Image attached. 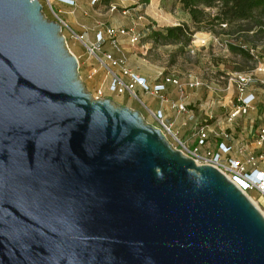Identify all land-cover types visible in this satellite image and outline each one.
Listing matches in <instances>:
<instances>
[{
  "label": "water",
  "instance_id": "obj_1",
  "mask_svg": "<svg viewBox=\"0 0 264 264\" xmlns=\"http://www.w3.org/2000/svg\"><path fill=\"white\" fill-rule=\"evenodd\" d=\"M0 264H264V215L96 99L40 0H0Z\"/></svg>",
  "mask_w": 264,
  "mask_h": 264
},
{
  "label": "rangeland",
  "instance_id": "obj_2",
  "mask_svg": "<svg viewBox=\"0 0 264 264\" xmlns=\"http://www.w3.org/2000/svg\"><path fill=\"white\" fill-rule=\"evenodd\" d=\"M153 1L154 6L149 7L144 14V24L154 26L156 24L154 11L160 10L163 17L167 18L168 24L161 21V23H159V28L162 26L172 27L173 24H186L189 26L188 34L191 37V41L188 44L170 43L165 42L161 37L158 39L155 35H149L141 42L142 46L145 48L139 45L133 47L125 42L122 45V49L128 58L131 56L130 62H132V67H139L142 72H148L151 76L160 75V73L164 71L165 74L177 76L184 83L190 80H197L208 86L190 91V97L187 96L188 104H191L195 99H198V103L195 106L199 104L206 106V104H209L204 108H200L203 110L202 112L198 110L199 116L196 119V123L193 122L192 125L191 123L184 125L187 118L184 119L185 116L180 115L177 118V122L180 121V124H178L180 130L176 132L175 128H173L174 133H177L178 140L169 135L167 136L177 149L192 156L189 151L195 152V148L198 147V129L202 126L209 125L213 130L210 136L209 148L215 150L218 143L216 139L219 138L216 135L219 133L218 128L226 129L231 132L229 127H226L227 125H231L226 123L227 115L225 116L224 114L228 105H230L229 102L235 95L231 79L238 73L252 72L256 65L253 57L247 59L237 53L231 52L230 46L241 45L249 49L250 55L252 52L264 51V25L261 30H259L258 26L253 25L254 27L251 31H245L246 29L244 28H248L247 24L226 26L217 25V22H213L197 26L191 20L190 15L183 11L177 0H157V3L155 0ZM86 3L85 8L87 9L90 7V5L88 6L89 0ZM96 7L94 13L87 10V13L81 16L73 13L70 15H63L61 13L59 15L66 24L62 27L63 34L67 38L71 51L76 54H87L82 62L91 56V54H89L90 52L84 44L74 37L72 30H75L79 34V29H82L81 26L84 25L90 29L89 38L93 41L92 37L94 34L99 30H103L104 26L115 25L121 27L126 19V17L120 13L113 16L114 13L108 12V4L101 3ZM207 11L210 12L211 17H214L216 8ZM56 12L58 13V10ZM54 18L56 20L55 15ZM93 29L95 31H93ZM75 45L78 47L75 48ZM89 82L91 81L87 80L88 85L91 86ZM257 92L259 93L258 107L263 108L262 114L264 119V93L259 90H257ZM139 96L145 99L143 95L140 94ZM175 97L176 96H174V99L177 98ZM125 100L127 101V99ZM134 100L142 105L137 97H134ZM115 101L119 104L123 103V99L119 97H117ZM141 108L145 112L144 117L146 120L152 122L153 125L159 128V122L148 115L143 105ZM198 113H195V115ZM256 114V110H254L246 116H241L236 123L241 129H244L243 127H245L246 124H251V129L255 130L256 128H253L255 120L253 121L252 119L256 117ZM211 115L213 117H210ZM219 116L223 117L220 118ZM206 120H208V123L205 122ZM245 129L243 133L244 138H246L245 136L249 133L250 127L247 131ZM197 154L205 155L206 148L199 149ZM248 194L251 198H254H252V200L264 214V197L260 196L255 191L248 192Z\"/></svg>",
  "mask_w": 264,
  "mask_h": 264
},
{
  "label": "built area",
  "instance_id": "obj_3",
  "mask_svg": "<svg viewBox=\"0 0 264 264\" xmlns=\"http://www.w3.org/2000/svg\"><path fill=\"white\" fill-rule=\"evenodd\" d=\"M45 1L50 11L55 15L56 21H58L62 27L66 25L65 22L59 17L62 12L58 11L57 13L53 10V0ZM101 1L102 0H91V5L96 7V5L101 3ZM72 6H75L73 2ZM153 6V0H150L149 3L144 4L141 3V0H116L113 3H110L108 5V12H117L124 17L129 18L131 20L132 26L128 29L124 27H112L110 25L104 26L106 34L110 37H116L120 34L130 35L131 45L133 47L138 45L142 46L141 42L159 28V23H161V21H164L168 24L167 18L163 17V14L160 13V10L154 11V18L156 19V24L154 26H148L147 24H144V14L149 7ZM73 14L75 13L73 12ZM179 25L181 24H173L172 27ZM83 28H85V26H83ZM73 35L77 40L84 44V46L90 52L89 54L97 58L109 71V73L113 75L114 80L110 86L111 91H118L119 94L127 91L132 97H137L134 91V86L125 85L115 76V74L110 69V66L100 60L97 56V54L101 53L102 46L104 44V39L101 33L98 35V39L96 41L89 40V32H87L85 35H77L73 32ZM255 53L252 52L251 54V57H253L256 62L253 71L250 73H238L231 79L236 100L234 102L233 111L226 117V123L230 125L233 124L238 116H246L255 110V93L257 90L264 93V51H257ZM105 57L107 60H109L111 65H117V62L113 61L109 54H105ZM94 73L95 72L91 74L93 75ZM124 74L132 77L134 83L140 85L146 93L160 98L162 108L155 112L152 110L149 111L152 113L155 120L159 122V128L163 131V133L166 136L169 135L178 140L176 135L177 133H174L173 131L175 121L169 119L166 116L168 108L175 110L177 117L180 115L189 117L191 114L187 107V89H198L208 86L197 80H190L189 82L184 83L180 78L173 74H161L160 82L157 83L153 88H150L144 78L133 74L131 70L125 71ZM168 84L174 86L179 94L178 102L170 104V107H167V105L170 103L169 97L161 94ZM95 98H105L104 90L102 88L98 89ZM204 107V105H200V108ZM186 124L187 122L184 123V125ZM218 130L219 133L216 135L223 141L217 144V148L215 150L206 148L205 155H198L197 153L199 152V149L196 147L195 152L189 151V153L193 156L191 157L194 158L199 164H209L215 166V168L222 172L226 177L228 176L230 180L236 184L248 197V192L250 191H255L260 196L264 197V172L257 169L258 165L264 164V124L262 127L256 129L252 139L250 140L249 146L252 147L253 152H250L246 156L244 162L228 156V154L232 151V146L230 145V134L226 131V129L218 128ZM211 131L213 130L209 125L202 126L198 129L197 136L199 139V145H205L204 141L208 138V133ZM237 152L238 154L243 155V153H245L244 147H239ZM247 166L255 168L249 172L247 170Z\"/></svg>",
  "mask_w": 264,
  "mask_h": 264
},
{
  "label": "trees",
  "instance_id": "obj_4",
  "mask_svg": "<svg viewBox=\"0 0 264 264\" xmlns=\"http://www.w3.org/2000/svg\"><path fill=\"white\" fill-rule=\"evenodd\" d=\"M73 1L74 0H53V5H52L53 10L56 12L58 9H61V8L69 9V7H73L72 6ZM115 1L116 0H102L101 3L109 5L110 3H113ZM155 1L157 3V0H155ZM177 1L181 5L183 11L187 12L190 15L191 20L197 26L202 25V24H209V23H213V22H217V25H226V26H232V25H237V24L240 26L241 24H247L248 28H244V29H246L245 31H251L252 28L254 27L253 25L258 26L259 30H261L262 26L264 25V0H177ZM149 2H150V0H145V1L141 0L142 4L149 3ZM41 3L43 4L44 12H45L46 16L50 20H55L53 13L50 11L49 7L46 4V1L41 0ZM101 3H99V4H101ZM99 4H97L96 6H99ZM214 8H216L215 16L211 17L210 12H208L207 10L214 9ZM62 14L63 15H70L71 12L70 11L67 13L62 12ZM116 15H118L117 12H115L113 14V16H116ZM110 26L117 27L115 25H110ZM131 26H132L131 20L126 17L125 22L123 25H121V27L128 29ZM158 29L155 30L153 32V34H151V35H155L156 38H158V39L161 37V38H163V40L165 42L188 44L191 41V37L188 34L189 26L186 24H181V25L175 26V27L162 26ZM72 32L79 35L75 30H72ZM100 33L104 39V44L102 46L101 53L97 54V56L99 57L100 60H102L103 62H105L107 65L110 66V69L115 74V76L118 79H120L125 85H133L134 86V91H135L137 98L139 99L140 103H143L142 102L143 99L139 96L140 94L141 95H143V94L138 91V87H140L145 94L148 95V93H146L140 85L135 84L132 77L125 75L124 72L127 70H131L133 72V74L144 78L147 81L150 88H153L157 83L160 82V75L165 74V72L163 71L162 73H160V75L150 76V78L143 76L142 75L143 72H142L141 68L135 67V66L132 67V62H130L131 56H129L130 58H128V56L126 55V53L122 49V45L125 42L128 43L129 45H131V36L120 34L116 37H110L106 34V31L103 28V30H100L98 33H96V39L94 41H96L98 39V35ZM82 35H84V34H82ZM76 47H78V46L75 45V48ZM230 50H231V52L237 53L244 58L248 59L251 57L249 49H247L241 45L230 46ZM74 54L77 56V54L75 52H74ZM105 54H109L112 57L113 61L117 62V65L116 66L111 65L109 60H107V58L105 57ZM86 55L87 54L84 53V54H81L80 57L78 56L79 62H80V74H81L83 81L85 82V85H86L88 91L94 97L96 96V92L98 91V89L102 88L104 90V97L105 98L109 97V98H112L114 100L117 97H119V98L124 97L125 99H127V98L134 99V97H132L127 91H124L122 94H119L118 91H114V92L111 91L110 86L114 80L113 75H111L109 73V71L106 68H104V66L101 64V62L95 57L89 56L86 60H84L82 62L83 58ZM97 67H98V69H97ZM93 72H95V73L92 75L91 73H93ZM87 80L91 81V82H89V84H91V86L88 85ZM151 80L156 81V84L153 85L150 82ZM169 86H172V85L168 84L165 87V90L161 94L168 96L170 99ZM190 91H193V90H187L186 91L188 97H190V93H189ZM151 96L154 97L158 101V104H159L158 110H160L162 108L160 98L153 96V95H151ZM258 97H259V93L256 92L255 93L256 101L254 103L255 110L257 113L256 119L261 117V119H259L260 121H257V124H255V126H254V128H256V129L262 127L264 124V120L262 117L263 108L258 107L259 106ZM235 100H236V95H234L232 97V100L229 102L230 105H228V107L224 113L225 116L233 111V106H234ZM177 101L178 100L175 99V101H171V102L176 103ZM123 102H124V100H123ZM197 103H198V99L193 100V102L191 104L187 103V107H188V110H189L191 115L189 117L186 116L184 119L187 118L186 122L191 123V125L193 124V122L196 123V119L199 116L198 110H199V112L203 111L200 109L201 104H199L198 106H195ZM121 104H123V103H121ZM123 105H125V104H123ZM144 105L151 107L150 104H144ZM208 105L209 104H206V106H208ZM168 106H169V104L167 105V107ZM158 110H156V111H158ZM153 112H155V111H153ZM195 113H198V114L195 115ZM219 117L222 118L223 116H219ZM148 122L153 124L150 121H148ZM205 122L208 123V120H206ZM212 123H213V121H212ZM211 132L208 133V138L204 141L205 145H199V143H197V146L199 147V149L209 148V144H210L209 142L211 139V137H210ZM227 132L230 134V137H231L230 142L232 143L233 142V136H232L230 131H227ZM216 140H217V142H219L220 140H221V142L223 141L221 138H217ZM225 143H227V142H225Z\"/></svg>",
  "mask_w": 264,
  "mask_h": 264
},
{
  "label": "crops",
  "instance_id": "obj_5",
  "mask_svg": "<svg viewBox=\"0 0 264 264\" xmlns=\"http://www.w3.org/2000/svg\"><path fill=\"white\" fill-rule=\"evenodd\" d=\"M88 0H74L73 1V3L75 4V6H73V7H69V9H64V8H61V9H58V11H62V12H64V13H67V12H71V13H75V14H78V16H81V15H83V14H86L87 13V10L88 11H90L91 13H94L95 12V8H97V7H93L92 5H91V3H90V1L91 0H89V4H88V6L90 5V7H88L87 9L85 8V4H87L86 2H87ZM83 26L84 25H82L81 27H82V29H79V31H80V33H79V35H82V34H86V32H89V28H87V27H85V28H83ZM93 31H95L94 29H93ZM100 31V30H99ZM98 31V32H99ZM98 32H96V33H98ZM96 33L94 34V36L92 37V40L94 41L95 39H96ZM89 40H91L90 38H89ZM77 56H81V54H78L77 53ZM143 76H145V77H148V78H150V74L148 73V72H143V74H142ZM153 85L154 84H156V81H154V80H151L150 81ZM187 90H196V89H190V88H188ZM138 91L139 92H141L142 94H143V96H144V98L145 99H143L142 100V102L143 103H141L144 107H145V109H146V111L148 112V115L149 116H151L153 119H154V116L151 114V112L149 111V110H153V111H156V110H158V108H159V104H158V101L154 98V97H152L150 94H145L143 91H142V89L140 88V87H138ZM169 93H170V103H169V106H170V104H172L173 102H171V101H175V99H174V96H176L178 99H179V94H178V92H177V90H176V88L174 87V86H169ZM175 97V98H176ZM120 98H122L123 100H124V102H123V104H125L126 106H128V107H130V108H133V109H135V110H139L140 112H142V114L143 115H145V112L142 110V108H141V106L142 105H140V104H138L134 99H130V98H127V101L125 100V98H123V97H120ZM176 98V99H177ZM177 99V100H178ZM178 102V101H177ZM129 103V104H128ZM144 104H150L151 105V107H148V106H146V105H144ZM168 106V107H169ZM250 113H252V112H250ZM213 115V114H212ZM210 116V117H213V116ZM166 116L169 118V119H174V121H175V131L176 132H178L179 130H180V127H178V124H180L179 122L180 121H178L177 122V113H176V111L175 110H172V109H170V108H168V110H167V112H166ZM186 117V116H185ZM241 116H238L237 118H236V120L233 122V125H231V126H226L227 128L229 127V129L231 130V134H232V136H233V142L230 144L231 146H232V151L228 154V156L229 157H233V158H236V159H238V160H240V161H242V162H244L245 161V158H246V156L250 153V152H253V149H252V147L251 146H249V142H250V140L252 139V137H253V135H254V133H255V131H256V129L254 128V126H255V124H257V121H260L259 119H261V117H259V118H257L256 119V117H254L252 120L254 121L255 120V124L253 125V128L255 129V130H252L251 129V124H246V126L245 127H243L246 131H247V129L250 127V131H249V133L245 136L246 138H244L243 136H244V129H241L240 127H239V125L236 123L237 121H238V119L240 118ZM262 117H263V114H262ZM240 125H242V124H240ZM234 132V133H233ZM221 142V140L218 142V143H220ZM217 143V144H218ZM239 147H244V150H245V153H243V155H240V154H238V152H237V149L239 148ZM255 167H251V166H247V170L250 172V171H252V169H254ZM257 169L258 170H261V171H263L264 172V164H260V165H258L257 166ZM257 193V192H256ZM257 200V199H256Z\"/></svg>",
  "mask_w": 264,
  "mask_h": 264
},
{
  "label": "bare ground",
  "instance_id": "obj_6",
  "mask_svg": "<svg viewBox=\"0 0 264 264\" xmlns=\"http://www.w3.org/2000/svg\"><path fill=\"white\" fill-rule=\"evenodd\" d=\"M227 178L230 180V178L227 176ZM250 197V196H249ZM250 199L252 200V198L250 197ZM253 201V200H252ZM254 202V201H253ZM255 206L258 208L257 204L254 202ZM259 209V208H258ZM260 210V209H259ZM261 211V210H260ZM263 214V213H262ZM264 215V214H263Z\"/></svg>",
  "mask_w": 264,
  "mask_h": 264
}]
</instances>
